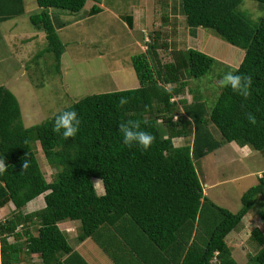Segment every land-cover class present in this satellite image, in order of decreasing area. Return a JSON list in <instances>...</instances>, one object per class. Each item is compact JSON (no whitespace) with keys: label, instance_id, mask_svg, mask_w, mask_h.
I'll use <instances>...</instances> for the list:
<instances>
[{"label":"trees","instance_id":"obj_1","mask_svg":"<svg viewBox=\"0 0 264 264\" xmlns=\"http://www.w3.org/2000/svg\"><path fill=\"white\" fill-rule=\"evenodd\" d=\"M87 1L94 3L87 17L103 11V0H35L40 12L29 20L46 41L37 57L50 54L57 74L65 51L58 30L66 23L51 11L78 13ZM252 1L263 12L256 25L239 11L243 0H180L188 33L195 37L199 28L209 29L243 50L234 73L252 77L247 97L224 86L210 110L197 97L190 102L180 97L215 60L196 49L172 48L170 61L162 62L159 51L168 45L159 42L162 33L155 30L147 49L131 59L138 88L86 96L55 114L78 113L81 126L74 138L53 130L55 115L26 128L16 96L0 84V160L6 165L0 209L14 207L0 221V264H35L34 258L36 264H90L80 251L89 242L112 264H238L226 237L242 228L252 210L264 226V175L232 213L204 196L195 161L231 143L264 159V0ZM24 13V0H0V24ZM121 20L133 29L136 18L132 12ZM122 96L128 98L124 106ZM127 121L154 136L147 151L123 144L119 125ZM175 139L184 144L176 146ZM36 145L55 171L51 181L40 167ZM25 159L30 164L23 170ZM93 180L101 182L102 194ZM41 195L44 207L24 212ZM61 222L77 225L73 247ZM250 239L258 247L250 263L264 264V233L255 227Z\"/></svg>","mask_w":264,"mask_h":264},{"label":"rangeland","instance_id":"obj_2","mask_svg":"<svg viewBox=\"0 0 264 264\" xmlns=\"http://www.w3.org/2000/svg\"><path fill=\"white\" fill-rule=\"evenodd\" d=\"M102 2L103 11L89 17L85 12L94 4L92 1H87L78 13L52 10L56 19L66 23L58 31L65 46L60 74L55 72L50 54L37 57L46 47V41L44 33L35 30L29 20L31 15L40 12L35 0H24L25 13L0 24V84L16 96L26 128L50 119L86 96L138 88L131 59L147 49L153 30L160 31L162 37L159 42L168 45L167 49L159 51L162 62L170 61L172 48L196 49L215 60L207 74L188 82V88L180 97L187 102L197 97L205 102L207 110L214 106L224 87L223 76L238 68L244 56L243 50L228 44L209 29L199 28L196 36H191L180 12V0ZM239 11L253 25L263 14L259 4L252 0H243ZM132 12L136 20L133 29H129L121 17ZM163 15L169 16L168 22L162 21ZM35 35L39 39L27 40ZM213 133L218 136L215 130ZM174 144L183 145L184 140L175 139ZM36 156L47 181H51L55 171L46 163L39 145H36ZM195 167L204 196L232 213L241 207L242 194L264 175L263 155L235 143L195 161ZM93 182L97 193L102 194L101 182ZM43 207L41 195L29 202L24 212L30 213ZM12 210V205L0 209V221L9 218ZM67 223L61 222L59 225L68 233L69 244L73 247L77 225ZM241 224L242 228L238 230V226L237 231L226 237V242L238 264H251L249 259L257 253L258 247L250 239V232L257 227L264 233V226L256 210H252ZM70 226L74 229L67 230ZM80 248L90 264H112L90 242ZM37 261L38 258H34L35 264Z\"/></svg>","mask_w":264,"mask_h":264},{"label":"clouds","instance_id":"obj_3","mask_svg":"<svg viewBox=\"0 0 264 264\" xmlns=\"http://www.w3.org/2000/svg\"><path fill=\"white\" fill-rule=\"evenodd\" d=\"M222 83L226 87H231L234 92L247 97L252 85V77L243 73H234L229 71L223 76ZM128 103L127 97H120L119 104L124 106ZM247 118L255 123V116L251 113ZM81 119L75 110H64L54 117V131L62 133L65 138H74L80 131ZM119 131L123 136V144L128 147L138 146L143 151H147L153 141L154 136L148 131L141 129L140 124L134 121H127L119 125ZM30 161H23V170L29 167ZM6 171V165L3 160H0V175Z\"/></svg>","mask_w":264,"mask_h":264},{"label":"crops","instance_id":"obj_4","mask_svg":"<svg viewBox=\"0 0 264 264\" xmlns=\"http://www.w3.org/2000/svg\"><path fill=\"white\" fill-rule=\"evenodd\" d=\"M102 4H103V2H102ZM102 5H100V7H101ZM38 10H40V8L38 7ZM52 12V11H51ZM61 30V29H60ZM60 30H58V31H60ZM37 39H39V36L38 35H35V36H33V37H31L30 39L28 38L27 40L29 41V40H37ZM232 144V143H231ZM242 148V147H241ZM67 225H69V224H67ZM74 229L72 226H70V227H67V230L68 229ZM83 245H85V244H83ZM80 251H82L81 249H80ZM82 254H83V252H82ZM84 256V255H83ZM85 257V256H84ZM87 259V258H86Z\"/></svg>","mask_w":264,"mask_h":264}]
</instances>
